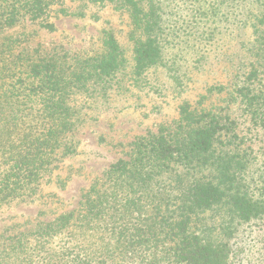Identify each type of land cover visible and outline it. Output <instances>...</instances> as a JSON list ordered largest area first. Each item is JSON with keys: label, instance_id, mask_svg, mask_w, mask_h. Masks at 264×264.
<instances>
[{"label": "trees", "instance_id": "1", "mask_svg": "<svg viewBox=\"0 0 264 264\" xmlns=\"http://www.w3.org/2000/svg\"><path fill=\"white\" fill-rule=\"evenodd\" d=\"M83 1L128 11L137 75L163 62L165 43L207 47L228 23L251 34L240 42L245 60L229 83L209 88L226 93L224 106L182 105L169 128L137 137L76 209L4 236L0 264H239L233 240L264 220V171L252 170L254 151L245 147L264 130V0ZM54 3L0 0V207L31 200L54 164L75 152L86 115L78 96L94 103L119 87L125 60L111 34L92 58L29 48L23 33L3 35L42 21ZM181 16L185 38L176 31ZM236 111L249 123L246 136Z\"/></svg>", "mask_w": 264, "mask_h": 264}, {"label": "rangeland", "instance_id": "2", "mask_svg": "<svg viewBox=\"0 0 264 264\" xmlns=\"http://www.w3.org/2000/svg\"><path fill=\"white\" fill-rule=\"evenodd\" d=\"M167 17L164 15L163 23L166 34L172 30ZM180 19L176 31L181 33L177 36L185 38L184 33L189 29L183 22H188V18L181 16ZM45 24H51L52 29L44 27ZM131 32L129 13L123 8L109 3L55 0L42 21L24 22L3 34L23 33L28 36L26 46L29 48L39 47L44 52L66 51L86 58L104 53L103 39L111 34L125 63L115 75L118 89L108 90L107 98H97L94 103L91 99L85 104V98L78 96L76 104L82 106L86 115L74 134L75 152L54 164L31 200L0 207V241L6 235L31 229L38 222H50L76 209L80 197L94 180L112 163L127 157L137 137L155 133L161 127L169 128L185 103L199 108L224 106L226 93L219 94L209 88L230 82L238 62L245 60L240 42L251 39L249 30L244 33L228 23L218 30L216 40L207 47L191 41L186 45L165 43L163 62L137 75L133 71ZM192 50H199L203 55L200 61ZM233 118L239 122L240 136H246L249 123L239 111L233 113ZM248 144L254 151L247 152L254 163L252 170L264 171V130L258 131L251 141L248 139L245 147ZM220 220L221 217L214 218L215 222ZM233 245L238 248L235 262L264 264V220L238 234Z\"/></svg>", "mask_w": 264, "mask_h": 264}]
</instances>
